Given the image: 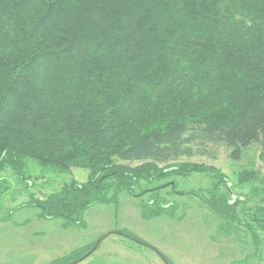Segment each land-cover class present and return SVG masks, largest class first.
<instances>
[{
	"label": "trees",
	"instance_id": "1",
	"mask_svg": "<svg viewBox=\"0 0 264 264\" xmlns=\"http://www.w3.org/2000/svg\"><path fill=\"white\" fill-rule=\"evenodd\" d=\"M204 141L236 158L258 142L264 156V0H0V172L29 187L32 164L88 170L21 206L86 226L90 206L123 191L144 219L194 194L225 232L259 241L264 174L243 168L237 185L254 187L236 194L222 169L184 159ZM195 173L210 184L179 190Z\"/></svg>",
	"mask_w": 264,
	"mask_h": 264
},
{
	"label": "rangeland",
	"instance_id": "2",
	"mask_svg": "<svg viewBox=\"0 0 264 264\" xmlns=\"http://www.w3.org/2000/svg\"><path fill=\"white\" fill-rule=\"evenodd\" d=\"M194 149L196 153L184 159L219 167L234 184V192L242 197L250 195L254 185L251 182L237 185L239 171L254 167L264 174L263 149L258 142L243 149L238 158L231 155V149L224 143L196 142ZM29 173L32 181L26 187L10 169L0 172L2 264H64L73 251L84 250L103 235L106 237L99 247L74 264H166L147 245L159 248L173 264H264V230L255 227L259 241L252 229L246 227L225 232L223 221L194 194L173 196L181 203L176 216L163 214L144 219L139 206L142 198L123 191L118 203L90 206L84 214L86 226H81L64 216L44 217L38 206L21 204L58 191L72 177L87 180L88 170L73 167L64 172L32 164ZM178 180L179 190H198L211 182L203 173ZM125 231L130 234H123Z\"/></svg>",
	"mask_w": 264,
	"mask_h": 264
},
{
	"label": "water",
	"instance_id": "3",
	"mask_svg": "<svg viewBox=\"0 0 264 264\" xmlns=\"http://www.w3.org/2000/svg\"><path fill=\"white\" fill-rule=\"evenodd\" d=\"M123 234H126V235H129V234H127V233H123ZM106 237V235H103L96 243H95V245L92 247V249L91 250H89L87 253H85V255H84V257H87L92 251H94L96 248H97V246H98V244L100 243V241L103 239V238H105ZM135 240H137V241H139V242H141V243H143V244H148V243H146L145 241H143V240H141V239H139V238H135ZM147 246H151V245H147ZM154 248V247H153ZM161 255V257H162V259L164 260V262L166 263V264H171L170 263V261L168 260V258L165 256V255H163V254H160ZM79 260H82V257H80V258H78L77 260H74V261H72V262H70V263H67V264H74V263H76V262H78Z\"/></svg>",
	"mask_w": 264,
	"mask_h": 264
},
{
	"label": "crops",
	"instance_id": "4",
	"mask_svg": "<svg viewBox=\"0 0 264 264\" xmlns=\"http://www.w3.org/2000/svg\"><path fill=\"white\" fill-rule=\"evenodd\" d=\"M5 254H6V253H5ZM9 255H10V254H7L6 256L8 257ZM4 259H5V257H4ZM1 260H2V259H0V264H2V263H3V262H1Z\"/></svg>",
	"mask_w": 264,
	"mask_h": 264
}]
</instances>
